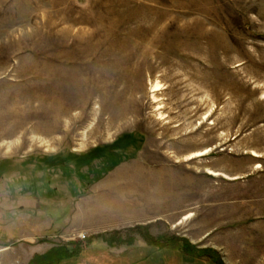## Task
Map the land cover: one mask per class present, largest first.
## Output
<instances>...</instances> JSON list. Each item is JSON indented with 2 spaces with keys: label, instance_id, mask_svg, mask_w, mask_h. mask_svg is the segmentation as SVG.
Returning a JSON list of instances; mask_svg holds the SVG:
<instances>
[{
  "label": "rangeland",
  "instance_id": "obj_1",
  "mask_svg": "<svg viewBox=\"0 0 264 264\" xmlns=\"http://www.w3.org/2000/svg\"><path fill=\"white\" fill-rule=\"evenodd\" d=\"M120 159L166 161L200 189L174 219L103 233L123 244L54 235L49 210ZM6 245L14 264L64 245L83 253L65 264H264V0H0Z\"/></svg>",
  "mask_w": 264,
  "mask_h": 264
},
{
  "label": "crops",
  "instance_id": "obj_2",
  "mask_svg": "<svg viewBox=\"0 0 264 264\" xmlns=\"http://www.w3.org/2000/svg\"><path fill=\"white\" fill-rule=\"evenodd\" d=\"M200 183V178L192 181L166 161L156 165L138 159L121 161L93 181L88 191L75 199L73 207L66 205L65 215H59L64 208L50 209V230L54 235L61 231L59 237L71 240L79 233L94 237L136 224L168 221L187 208L190 193L199 190ZM32 230H28L29 235L36 238L37 231ZM54 247L46 246L39 253L46 254ZM13 251L7 245L0 249L2 264H14Z\"/></svg>",
  "mask_w": 264,
  "mask_h": 264
},
{
  "label": "trees",
  "instance_id": "obj_3",
  "mask_svg": "<svg viewBox=\"0 0 264 264\" xmlns=\"http://www.w3.org/2000/svg\"><path fill=\"white\" fill-rule=\"evenodd\" d=\"M110 149V148H108ZM106 149L105 151H103V154L106 153V151L108 150ZM98 151V150H96ZM94 151L93 153H90L88 156V159L85 160V162H88L89 160L100 156L99 154H102L100 152H96ZM117 157V155H115ZM114 159V158H113ZM122 160H114V162L112 163V168L116 165H118ZM111 169V168H110ZM62 215H65V213H63ZM138 227V226H137ZM138 229V228H137ZM108 234V233H107ZM107 234H100L99 236L103 237V239L110 245V246H116L119 244H123L125 241H121V240H112L111 236L112 234H110V236L108 237ZM149 244L151 245H155L158 247L159 244L154 243L149 241V238L146 236H142ZM127 244H132L133 241L130 242H126ZM88 256V255H87ZM94 257V262L96 264H100L95 258V254L93 255H89L88 257ZM83 258V253H81V248L80 247H76L74 249H69L68 246H59V247H54L51 248L46 254L44 255H39L36 257L35 260H33L32 262H30V264H65V263H79L78 259ZM66 261V262H64ZM105 264V263H103ZM112 264V263H111Z\"/></svg>",
  "mask_w": 264,
  "mask_h": 264
},
{
  "label": "bare ground",
  "instance_id": "obj_4",
  "mask_svg": "<svg viewBox=\"0 0 264 264\" xmlns=\"http://www.w3.org/2000/svg\"><path fill=\"white\" fill-rule=\"evenodd\" d=\"M160 90H162V88H161V86H160L159 83H153V84H151V91H153V92H156V91L159 92ZM152 99H153V102L158 103V107L156 109L161 110L163 108V106H162V103L159 102L160 99L155 94L152 95ZM159 114H160V116H164L165 115V114L163 115L162 112H160ZM210 150H211L210 148H206L204 150H200V151L194 152V153L188 155L187 160L192 159V158H195V157H198V156L201 157V156L209 153ZM252 155L253 156H258V153L252 152ZM257 167H260V165H258ZM206 172L208 174L214 176V177L223 176L224 178H227L229 180H233V179H236L237 178V176H230V175H228L226 173H222V172H219V171H215V170L210 169V168H208L206 170ZM192 216H194V213L193 212H188V213L185 214V216L182 219L183 220H186V219L191 218Z\"/></svg>",
  "mask_w": 264,
  "mask_h": 264
},
{
  "label": "built area",
  "instance_id": "obj_5",
  "mask_svg": "<svg viewBox=\"0 0 264 264\" xmlns=\"http://www.w3.org/2000/svg\"><path fill=\"white\" fill-rule=\"evenodd\" d=\"M82 239L86 238V235L85 234H81L80 236Z\"/></svg>",
  "mask_w": 264,
  "mask_h": 264
}]
</instances>
